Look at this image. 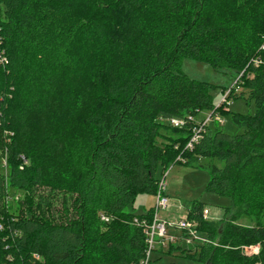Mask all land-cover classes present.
Segmentation results:
<instances>
[{"label": "trees", "instance_id": "1", "mask_svg": "<svg viewBox=\"0 0 264 264\" xmlns=\"http://www.w3.org/2000/svg\"><path fill=\"white\" fill-rule=\"evenodd\" d=\"M261 48L264 0H0V264H139L146 237L133 219L150 223L153 207H129L155 196L158 171L178 156L208 159L205 192L234 213L217 228L192 203L187 219L207 243L169 250L199 264H264ZM183 59L239 76L229 98L254 105L230 117L241 133L209 124L183 152L188 118L220 108ZM80 111L86 128L71 123ZM52 154L61 170L41 162Z\"/></svg>", "mask_w": 264, "mask_h": 264}, {"label": "rangeland", "instance_id": "2", "mask_svg": "<svg viewBox=\"0 0 264 264\" xmlns=\"http://www.w3.org/2000/svg\"><path fill=\"white\" fill-rule=\"evenodd\" d=\"M181 70L189 79L205 82L212 85V100L215 108L221 104L224 93L227 90L232 89L235 86L237 75L234 72L228 71H213L206 63L197 62L189 59H183L181 63ZM240 88H237L236 92H240ZM223 92V93H222ZM81 96V94H78ZM246 94L243 97L236 99L229 98L226 104L221 105L215 112H201L198 114L196 120L207 118L212 115L210 125L217 126L223 132L234 135L242 132V129L236 127L231 122V115L234 113L241 115H248L254 113V105L252 102H248ZM56 111V110H55ZM53 111V116H57L56 112ZM82 111H80L75 122H71L73 126H80L86 128L84 124V118H81ZM60 123V119L56 121ZM70 123V124H71ZM71 126L65 128L64 133H61L58 138H53L52 144L59 143L62 145L64 137L69 136ZM170 134V131H166ZM51 150V148H50ZM53 152V151H52ZM189 158V157H187ZM195 156L189 158V164L177 163L169 165L166 168V188L165 196L167 198V208L165 211L160 212L159 216L165 219L170 224H177L182 218L187 217V211L192 203H202L203 209L208 211V216L205 217L207 222L216 223L215 226L222 227V220L228 221L230 216L234 213V210L230 208V203L225 198H220L215 195L205 192V186L209 180L208 174V159L202 158L197 162ZM46 166L52 165L56 170L62 169V160L60 156L52 154L50 157H46L41 161ZM194 162V163H193ZM193 163V164H192ZM4 165V163H3ZM5 167V166H4ZM4 173L5 170H4ZM49 178V177H48ZM157 178L161 179L160 171H158ZM23 195L20 192L9 193L7 202L12 210L13 214L22 212L23 207H19V202L22 200ZM154 197L149 194L138 195L135 202L129 207L130 212L138 215L153 207ZM230 208V209H228ZM49 211V209H46ZM226 212V213H225ZM243 224H253L252 221L247 218L242 219ZM241 223V222H240ZM264 225V217L262 220ZM169 233L173 236L179 237L182 235L180 231L174 228L169 229ZM193 241V240H191ZM198 243L192 242L187 244L186 242L176 243L172 246L180 247L182 249H193V245ZM171 245L165 244V246H159L157 243L154 244V250L149 257L148 264H199L189 261L185 258H181L179 250L170 251ZM258 248L248 249L247 254H257ZM201 264V263H200Z\"/></svg>", "mask_w": 264, "mask_h": 264}, {"label": "built area", "instance_id": "3", "mask_svg": "<svg viewBox=\"0 0 264 264\" xmlns=\"http://www.w3.org/2000/svg\"><path fill=\"white\" fill-rule=\"evenodd\" d=\"M261 49H264V48H261ZM237 80L235 81V86L232 89L227 90L226 93H224L223 98L221 100V104L218 107L226 104V102L229 99V95L232 91L236 92L238 88L236 86ZM211 119H212V115H209L207 118L201 119L199 121L197 120L193 121L192 118H188V121L192 123V126L190 127L189 138L183 148V152L192 151L193 148L199 143V141L202 139V136L206 130V127H208V125L210 124ZM169 123L174 128H183L186 126V122L181 121V120H170ZM176 149L177 148L175 147V150ZM176 162L184 163V159L178 156L176 158ZM166 177H167V172H164L163 175L161 176V179L157 182L156 194L154 196V205H153V211H152V221L150 223H146L144 221H139L138 219H133V224L138 227H142L145 237H146V241H145L146 248L144 251V258L143 260H141L139 264L149 263V257L154 250L155 243H157L159 246H165L166 243L169 245H174L176 243H181V242H186L187 244H190L192 242L193 243L196 242L198 244L207 243L206 238L199 234L197 230V224L195 222L188 220L187 217L182 218L177 224L172 225L168 221H166L165 219H162L159 216L160 212L166 210L167 203H168L167 198L164 195L165 188H166ZM206 216H208V211L204 209L202 212V217L204 218V220ZM101 221L107 222L108 220L107 218L102 217ZM170 228L177 229L178 231L182 233V235L179 237L171 235L169 233ZM253 248H250V249H253ZM33 259L35 261H38L39 256L33 255Z\"/></svg>", "mask_w": 264, "mask_h": 264}]
</instances>
